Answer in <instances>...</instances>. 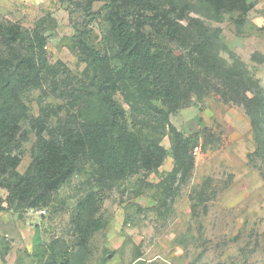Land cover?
Listing matches in <instances>:
<instances>
[{"label": "rangeland", "instance_id": "374dc122", "mask_svg": "<svg viewBox=\"0 0 264 264\" xmlns=\"http://www.w3.org/2000/svg\"><path fill=\"white\" fill-rule=\"evenodd\" d=\"M186 1L194 6L193 16L220 30V55L228 65L240 64L246 77L264 88V0H248L252 9L242 23L237 13L212 20L202 0ZM79 4L0 0V21L18 23L25 31L40 26L50 63L61 61L80 78L86 63L75 47L76 27L85 28L102 49L107 25L101 4H95L90 16ZM251 85L244 94L262 99L263 92ZM116 99L134 131L160 139L167 151L163 165L118 183L103 201H94L89 211L100 206L94 218L101 217L105 227L85 247L78 246L79 206L97 191L89 164L61 187L48 208L0 210V264H264V162L256 156L258 137L244 104L226 103L212 92L192 98L166 121L161 111L167 109L159 102L154 103L156 111L142 108L125 92ZM24 100L31 119L42 108L58 112L50 129L67 116L65 102L45 97L41 90L27 92ZM168 122L185 137H199L191 176L176 180L170 194L163 184L174 166ZM22 127L27 140L18 152L21 174L32 161L36 142L31 123ZM0 196L6 198V191L0 189Z\"/></svg>", "mask_w": 264, "mask_h": 264}, {"label": "trees", "instance_id": "16d2710c", "mask_svg": "<svg viewBox=\"0 0 264 264\" xmlns=\"http://www.w3.org/2000/svg\"><path fill=\"white\" fill-rule=\"evenodd\" d=\"M92 15L95 4L107 25L102 49L91 41L85 28L76 27L75 47L86 68L77 78L61 61L50 63L48 39L41 27L25 31L18 23L0 21V210L48 208L55 196L81 166H93L97 189L80 203L79 247L105 227L95 200L118 183L140 173L157 171L167 157L158 138L134 131L128 113L117 101L120 92L133 95L142 108L159 102L168 121L171 113L192 98L217 93L224 102L244 104L258 137L256 156L264 162V88L221 57V32L211 22L193 16L186 0H77ZM212 20L237 13L240 23L251 11L248 0H202ZM214 16V17H213ZM242 64V63H241ZM249 84L263 92L248 98ZM245 89V90H244ZM41 90L45 97L65 102L67 116L54 128L48 124L57 111L46 108L31 119L24 95ZM142 113L141 108L137 109ZM31 123L36 142L32 161L21 174L19 151L27 140L23 125ZM172 172L163 182L168 193L176 180L185 182L195 166L193 149L199 137H185L173 125ZM5 205V207H4Z\"/></svg>", "mask_w": 264, "mask_h": 264}, {"label": "built area", "instance_id": "2783aa9c", "mask_svg": "<svg viewBox=\"0 0 264 264\" xmlns=\"http://www.w3.org/2000/svg\"><path fill=\"white\" fill-rule=\"evenodd\" d=\"M32 211H34V210H32Z\"/></svg>", "mask_w": 264, "mask_h": 264}]
</instances>
